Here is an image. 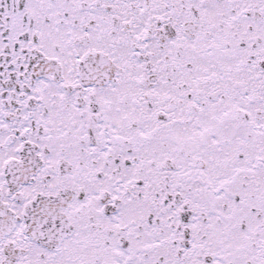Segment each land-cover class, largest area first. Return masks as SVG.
<instances>
[{
  "label": "snow or ice",
  "instance_id": "1",
  "mask_svg": "<svg viewBox=\"0 0 264 264\" xmlns=\"http://www.w3.org/2000/svg\"><path fill=\"white\" fill-rule=\"evenodd\" d=\"M0 264H264V0H0Z\"/></svg>",
  "mask_w": 264,
  "mask_h": 264
}]
</instances>
